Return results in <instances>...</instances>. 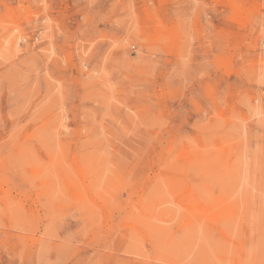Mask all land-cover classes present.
I'll return each instance as SVG.
<instances>
[{
	"label": "rangeland",
	"instance_id": "rangeland-1",
	"mask_svg": "<svg viewBox=\"0 0 264 264\" xmlns=\"http://www.w3.org/2000/svg\"><path fill=\"white\" fill-rule=\"evenodd\" d=\"M0 264H264V0H0Z\"/></svg>",
	"mask_w": 264,
	"mask_h": 264
}]
</instances>
